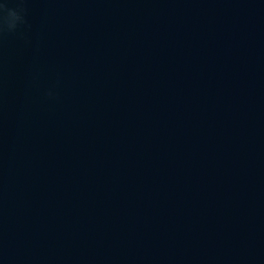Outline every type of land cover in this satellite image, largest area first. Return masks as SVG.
Segmentation results:
<instances>
[{"label":"water","instance_id":"water-1","mask_svg":"<svg viewBox=\"0 0 264 264\" xmlns=\"http://www.w3.org/2000/svg\"><path fill=\"white\" fill-rule=\"evenodd\" d=\"M23 7L0 264H264V0Z\"/></svg>","mask_w":264,"mask_h":264},{"label":"clouds","instance_id":"clouds-1","mask_svg":"<svg viewBox=\"0 0 264 264\" xmlns=\"http://www.w3.org/2000/svg\"><path fill=\"white\" fill-rule=\"evenodd\" d=\"M23 24H25L23 0H18L14 7H9V0H0V32H14Z\"/></svg>","mask_w":264,"mask_h":264}]
</instances>
